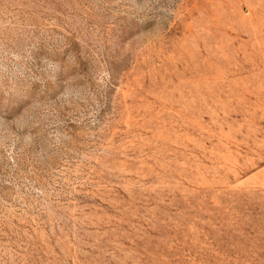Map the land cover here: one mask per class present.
<instances>
[{
    "label": "rangeland",
    "instance_id": "obj_1",
    "mask_svg": "<svg viewBox=\"0 0 264 264\" xmlns=\"http://www.w3.org/2000/svg\"><path fill=\"white\" fill-rule=\"evenodd\" d=\"M0 264H264V0H0Z\"/></svg>",
    "mask_w": 264,
    "mask_h": 264
}]
</instances>
